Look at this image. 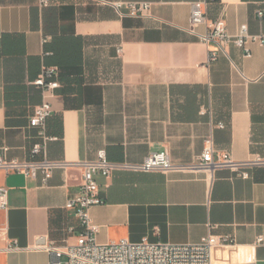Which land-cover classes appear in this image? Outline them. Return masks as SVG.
Segmentation results:
<instances>
[{
	"label": "crops",
	"instance_id": "crops-1",
	"mask_svg": "<svg viewBox=\"0 0 264 264\" xmlns=\"http://www.w3.org/2000/svg\"><path fill=\"white\" fill-rule=\"evenodd\" d=\"M118 1L150 2V14L121 17ZM196 1L53 0L42 8L40 0H0V147L8 160H29L38 139L31 118L47 100L57 139L38 158L67 163L46 183L0 168L9 202L0 210V264H50L44 242L80 241L83 226L66 204L83 184L77 163L100 150L131 163L168 150L175 164L191 165L212 137L216 154L264 157V46L248 43L246 56L230 44L208 62L216 45L187 31ZM221 13L231 34L242 24L264 34V0L208 7L210 20ZM44 66L58 68L54 91L34 84ZM249 171L248 179L229 168L98 176L96 239L193 244L212 234L229 240L214 248V264H264V167Z\"/></svg>",
	"mask_w": 264,
	"mask_h": 264
},
{
	"label": "built area",
	"instance_id": "built-area-1",
	"mask_svg": "<svg viewBox=\"0 0 264 264\" xmlns=\"http://www.w3.org/2000/svg\"><path fill=\"white\" fill-rule=\"evenodd\" d=\"M53 0H40V6L47 8ZM221 0H197L193 4L191 22L187 31L198 37L199 41L216 49L209 51L208 62L216 60L220 53L227 54V47L234 44L251 56L248 43H257L264 46V34H252L248 24H242L237 34L228 30L224 13L215 20L208 19V7ZM121 17L148 16L151 3L146 1H118L112 3ZM259 17L263 12L259 11ZM205 31H199L200 26ZM49 38H45L47 43ZM121 51V49H120ZM59 71L55 66H44L40 77L34 84L44 91L50 92L60 87ZM53 111L52 104L44 100L31 118V126L38 131V139L31 148V158L25 161L8 160L7 146L0 147V168L7 172H21L27 176L37 178L42 174V181L46 183L52 176L53 170L67 165L65 162H54L47 158L38 157L45 153L48 143L57 137L48 133L47 122ZM224 127V124H221ZM83 167V184L74 198L70 199L66 208L72 210L83 226L81 239L76 244L59 245L55 242H44L41 249L51 255L50 264H214L213 250L219 245L229 243L228 238L220 239L209 234L198 243L172 244L151 243L148 240L133 243L126 239L119 242L102 244L96 239L98 226L93 223L90 209L102 204L104 199L100 195L98 176L108 177L116 170H131L135 172H171L180 170H205L212 172L218 168H229L244 179L251 177L250 168L264 167V157L253 156L246 161H236L229 153H218L214 148L212 137L206 140L202 154L191 165L175 164L168 150L151 153L142 163L113 162L108 158L105 149L98 152L96 160L78 162ZM8 189L0 187V210L8 208ZM259 244H264V236L258 238Z\"/></svg>",
	"mask_w": 264,
	"mask_h": 264
}]
</instances>
